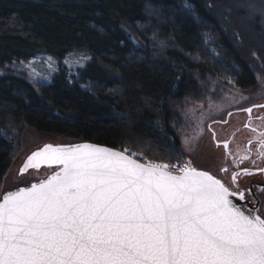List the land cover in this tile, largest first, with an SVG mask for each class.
Masks as SVG:
<instances>
[{
  "label": "trees",
  "instance_id": "16d2710c",
  "mask_svg": "<svg viewBox=\"0 0 264 264\" xmlns=\"http://www.w3.org/2000/svg\"><path fill=\"white\" fill-rule=\"evenodd\" d=\"M236 3L0 0L1 67L88 55L77 74L60 68L48 82L0 77V197L26 129L185 164L175 103L209 98L215 81L244 90L264 76V18Z\"/></svg>",
  "mask_w": 264,
  "mask_h": 264
},
{
  "label": "snow or ice",
  "instance_id": "6c2138e0",
  "mask_svg": "<svg viewBox=\"0 0 264 264\" xmlns=\"http://www.w3.org/2000/svg\"><path fill=\"white\" fill-rule=\"evenodd\" d=\"M129 152L45 144L29 155L21 174L60 167L0 197V264H264V217L231 199L244 191L190 163H141Z\"/></svg>",
  "mask_w": 264,
  "mask_h": 264
},
{
  "label": "rangeland",
  "instance_id": "374dc122",
  "mask_svg": "<svg viewBox=\"0 0 264 264\" xmlns=\"http://www.w3.org/2000/svg\"><path fill=\"white\" fill-rule=\"evenodd\" d=\"M255 1V3L249 5L242 0H237L234 8L244 5L252 9L249 10L250 15H257L264 18V0ZM259 1L262 4H258ZM250 15H247L248 20L246 19V22H250ZM245 31L247 33L248 28ZM246 37L248 38L249 36L247 35ZM55 61L47 55H38L26 62L14 63L10 67L0 66V77L5 74H23L30 84L48 82L60 68H65L68 74H77L79 69L83 68L87 63L88 55L84 52L76 51L68 54L62 61H58L57 59ZM237 94V92L229 90L228 87L215 81L211 89L212 97L210 96L200 102L184 98L175 103L176 127H174L180 144V150L186 156V163H190L191 167L204 166L201 165L202 163L200 164L199 152L201 140L204 138L205 123L213 117L222 115L224 102L233 99ZM210 103L213 105L211 108L209 107ZM202 114L203 122L201 123ZM201 129H203L202 134ZM185 140L188 143H185ZM73 143L75 142L70 139L41 134L32 129H26L22 136L19 152L3 178L1 197L8 191H16L19 187H25L31 183L38 182L53 172L52 167L41 166L39 169L30 168L27 172L21 174L20 169L25 164L27 157L34 151H37L45 144L56 146ZM176 166L179 167V165Z\"/></svg>",
  "mask_w": 264,
  "mask_h": 264
},
{
  "label": "flooded vegetation",
  "instance_id": "af4514ba",
  "mask_svg": "<svg viewBox=\"0 0 264 264\" xmlns=\"http://www.w3.org/2000/svg\"><path fill=\"white\" fill-rule=\"evenodd\" d=\"M229 90L238 94L224 102L222 115L205 123L199 152L200 164L204 166L195 168L209 172L234 191H244L245 200L240 206L258 207L259 214L264 217V191H261L264 189V172L258 171L264 169V158H258L259 153L264 150L259 143L260 139H264L261 137V133H264V107H254L264 105V76L252 88ZM247 108H252L251 114L244 111ZM225 142L228 143L227 150L224 148ZM245 155L248 159L234 163V160L239 162L241 156ZM225 168L227 171L221 170ZM243 169H249L254 174L244 175ZM238 171L241 175L237 178V183L233 184L232 175ZM253 199L257 201L256 204L252 203Z\"/></svg>",
  "mask_w": 264,
  "mask_h": 264
},
{
  "label": "water",
  "instance_id": "95a60500",
  "mask_svg": "<svg viewBox=\"0 0 264 264\" xmlns=\"http://www.w3.org/2000/svg\"><path fill=\"white\" fill-rule=\"evenodd\" d=\"M80 143H89V142H84V141H81V142H80V141H79V142H75V143H73V144H80ZM90 144H92V143H90ZM95 145H98V144H95ZM99 146H103V145H99ZM104 147H107V146H104ZM108 148H110V147H108ZM111 149H113V148H111ZM114 150H117V149H114ZM117 151H119V150H117ZM139 162H140V161H139ZM141 163H142V162H141ZM41 166H47V165H41ZM52 167H57L58 169H56L55 171H58L60 166H58V165H52ZM55 171H54V172H55ZM54 172H53V173H54ZM53 173H51V174H53ZM51 174H50V175H51ZM50 175H48V176H50ZM48 176H47V177H48ZM47 177H46V178H47ZM39 181H40V180H39ZM39 181H38V182H34V183H39ZM30 185H31V184H30ZM30 185L25 186V187H29ZM231 199H233L234 203H237V206H240L241 203H242V201H238L236 197H232Z\"/></svg>",
  "mask_w": 264,
  "mask_h": 264
}]
</instances>
